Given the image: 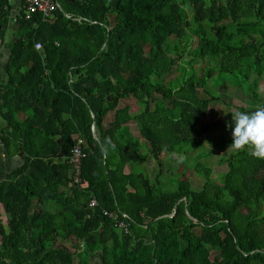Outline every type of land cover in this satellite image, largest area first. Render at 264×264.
Listing matches in <instances>:
<instances>
[{"label":"trees","instance_id":"trees-1","mask_svg":"<svg viewBox=\"0 0 264 264\" xmlns=\"http://www.w3.org/2000/svg\"><path fill=\"white\" fill-rule=\"evenodd\" d=\"M59 2L51 17L13 22V4L0 0V41L13 30L0 164L22 158L0 180V264H264V159L235 151L220 180L200 162L195 188L192 176L167 175L161 158L200 147L217 70L256 67L264 78V0ZM208 57L218 67L202 66ZM131 97L142 112L121 104ZM149 157L155 181L135 166Z\"/></svg>","mask_w":264,"mask_h":264},{"label":"rangeland","instance_id":"rangeland-1","mask_svg":"<svg viewBox=\"0 0 264 264\" xmlns=\"http://www.w3.org/2000/svg\"><path fill=\"white\" fill-rule=\"evenodd\" d=\"M12 26L7 31L6 39L9 40L12 35ZM0 47L5 50V41L0 42ZM264 52V47L262 48ZM186 60L190 59L189 55H186ZM214 61V62H213ZM210 61L209 57L206 58L205 62H202V66H214L218 67L215 60ZM0 71L3 68L0 67ZM242 72H217L212 78L208 80L207 89L218 98L211 100L206 121L210 124L209 132L201 134L199 140L202 142L199 148H192L190 146H184V151L180 153L162 154L163 169L172 174L173 177H182L184 174L186 177L193 179L195 188H202L203 180L196 178V165L198 163H208L213 165L212 177L216 180L221 179V175L228 169L224 163V159L231 156L233 152L238 150H229L231 145L232 133L228 124L232 121V112L244 111L252 112L256 110L259 105L264 102V78L260 76L256 70V67H252L248 71V67H242ZM178 74L177 70L172 72L170 77H175ZM202 95L203 92H201ZM156 100L161 103L168 102L165 97L156 94ZM129 104L133 106V113L142 112L145 105L140 103L135 98L124 99L121 104ZM130 129L136 137H141L139 128L135 120L130 123ZM141 141L144 139L141 137ZM208 142V143H205ZM245 150L251 152L250 148ZM5 161V160H4ZM22 162L20 156L10 158L6 160L4 167L0 166V169H12L14 166ZM138 170L144 171L153 181H155L157 174H159L160 166L153 157H149L146 161H143L135 165ZM4 208L0 206V222L6 223V214Z\"/></svg>","mask_w":264,"mask_h":264},{"label":"clouds","instance_id":"clouds-1","mask_svg":"<svg viewBox=\"0 0 264 264\" xmlns=\"http://www.w3.org/2000/svg\"><path fill=\"white\" fill-rule=\"evenodd\" d=\"M231 114L234 127L228 124L232 133L228 151L250 148L254 157L264 159V106L252 112L234 111Z\"/></svg>","mask_w":264,"mask_h":264},{"label":"built area","instance_id":"built-area-1","mask_svg":"<svg viewBox=\"0 0 264 264\" xmlns=\"http://www.w3.org/2000/svg\"><path fill=\"white\" fill-rule=\"evenodd\" d=\"M13 4L14 8V15H13V22L17 21L18 15L25 16V19H31L33 15L40 13L45 18L51 17L54 12L58 9H62V6L59 0H9ZM70 17L69 14H67ZM36 48L41 49L42 44L40 42L36 43ZM264 106V105H262ZM83 139L81 137H77V142L74 144L71 152V163L73 165V169L75 171V181H81V160L84 157L83 151ZM97 204L96 200H92L90 205L95 206ZM108 213V212H106ZM111 216H114L116 219L118 217L117 214L110 213ZM123 216L125 218H129V215L124 213ZM118 225L122 227L125 231H128V223L125 220L117 221Z\"/></svg>","mask_w":264,"mask_h":264},{"label":"crops","instance_id":"crops-1","mask_svg":"<svg viewBox=\"0 0 264 264\" xmlns=\"http://www.w3.org/2000/svg\"><path fill=\"white\" fill-rule=\"evenodd\" d=\"M0 42L3 43L4 41H0ZM7 42H8V40L6 39L5 40V47H6L5 50H3L2 47H0V67L3 68V71H0V85L6 78V73H5L4 67H5L6 62L8 60V54H9V49L7 48ZM0 166H2V165L0 164ZM8 171H10V169L9 170L7 169L6 171L4 169H0V180H2L5 177V175L7 174Z\"/></svg>","mask_w":264,"mask_h":264},{"label":"water","instance_id":"water-1","mask_svg":"<svg viewBox=\"0 0 264 264\" xmlns=\"http://www.w3.org/2000/svg\"><path fill=\"white\" fill-rule=\"evenodd\" d=\"M93 117H95L94 114H93ZM93 131H94V136L97 138L96 128H95V123H94V125H93ZM60 142H61V140H60ZM21 154H22V153H21ZM59 156H61V154H60ZM189 217L192 218L191 216H189Z\"/></svg>","mask_w":264,"mask_h":264}]
</instances>
